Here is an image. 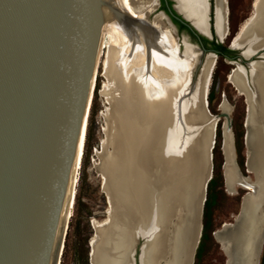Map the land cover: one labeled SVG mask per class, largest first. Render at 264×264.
<instances>
[{"label":"bare ground","instance_id":"bare-ground-1","mask_svg":"<svg viewBox=\"0 0 264 264\" xmlns=\"http://www.w3.org/2000/svg\"><path fill=\"white\" fill-rule=\"evenodd\" d=\"M148 1L100 0L98 46L106 24L103 74L107 82L103 91L109 94L112 119H108L111 150L101 158L98 169L109 207L101 222L93 221L90 264H130L135 244H138V264H191L198 236L196 212L209 170L206 160L212 138L210 124L214 120L198 134L192 147L194 171L185 184L188 179L183 173L187 169L177 171L176 165L178 102L181 101L183 111L200 119L208 116L203 103L215 56L204 55L199 73L192 81L191 70L198 56L196 48L190 43L181 51L171 24L161 22L158 16L149 21L153 27L147 24L143 14L150 9ZM173 1L198 29H204L203 0ZM225 1L213 0V27L219 37L228 32ZM252 7L250 15L232 37L233 44L243 45L245 54L264 43V0H253ZM119 9L141 19L123 17ZM252 35H256L255 38ZM247 66L249 86L245 83L243 68L238 65L230 70L229 82L244 96L246 103L245 155L248 172L254 174L257 188L255 193H245L234 228L213 233L226 256V264H252L257 241L264 231V227L261 229L264 225V60H254ZM96 69L95 66L89 106ZM222 102L219 109L229 112L230 106ZM85 115L72 180L61 213L64 230L74 204L88 113ZM222 133L226 136L222 146L225 159L222 170L226 188L232 193L235 187H243V181L249 178L237 175L225 121ZM162 149L172 161L169 174L163 171ZM62 247L61 244L60 250Z\"/></svg>","mask_w":264,"mask_h":264},{"label":"water","instance_id":"water-1","mask_svg":"<svg viewBox=\"0 0 264 264\" xmlns=\"http://www.w3.org/2000/svg\"><path fill=\"white\" fill-rule=\"evenodd\" d=\"M150 4V9L143 14L147 24L153 16H158L161 22L171 24L174 30L172 17L186 25L197 40L198 33L208 35V0H203L204 29H198L192 20L175 7L173 0L171 6L164 0L165 9L157 10L149 19L148 13L157 7L158 1L150 0ZM99 7L100 0H0V264L59 262L65 233V221L61 213L72 180L79 135L83 130L85 114H89L90 84L91 80L93 82L95 66L97 68ZM225 8L226 24V1ZM119 10L123 17L135 21L141 19L123 9ZM255 36L252 35V38ZM217 37L219 40L222 38ZM232 37L228 45L239 49L246 65L254 60H264V43L245 54L243 45L233 44ZM191 44L198 52L193 70L196 65L199 68L206 53L216 56L200 43ZM201 54L203 57L199 58ZM235 65L243 68L244 80L249 86L250 81L246 76L249 67L236 61ZM205 97L203 108L208 117L214 120L213 124L223 118L229 129V145L237 175L249 178L239 171L234 161L229 112L219 110L211 114ZM178 103L176 165L177 171L187 169L183 174L188 179V175L194 171L191 150L204 128H197L199 118L183 111L181 101ZM245 132L244 129L243 137ZM214 134L213 125L206 160L209 170L196 212L198 236L195 248L200 236L206 184L212 174ZM220 134L222 153L226 136ZM162 150L163 171L169 174L172 161L164 155L165 149ZM224 163L225 159L222 160L221 170ZM244 165L248 171L246 155ZM187 183L189 179L185 181ZM242 185L244 192L232 220L223 221L212 233L228 232L237 224L245 193H255L257 188L250 178L244 180ZM262 237L263 234L261 240L257 241L252 264H257L256 256ZM137 246L135 244L131 252L130 264H138Z\"/></svg>","mask_w":264,"mask_h":264},{"label":"rangeland","instance_id":"rangeland-1","mask_svg":"<svg viewBox=\"0 0 264 264\" xmlns=\"http://www.w3.org/2000/svg\"><path fill=\"white\" fill-rule=\"evenodd\" d=\"M212 1L213 0H211V2ZM226 3L228 7V32L220 40L218 37L215 38L221 44L228 46L231 37L235 36V32L237 34L239 31L237 26L239 25L240 28V25L245 21L246 16L250 15V10L253 8V0H226ZM148 4H150V2ZM157 9L158 7L148 13L149 19L157 12ZM211 14H213V2L212 9L210 8L209 11L210 18ZM104 27H106V24L103 25L100 35L97 69L90 103V105H92L89 112V116H91L89 117V138L87 140V146L83 149L80 167L77 170L78 174L75 186L76 192L74 204L72 207V214L67 221V226L63 236L64 247H62L60 253L61 258L59 257V264H90L88 261V255L90 257L91 245L89 243L94 236L92 224L95 220L97 222H101V220L105 218L106 210L109 207V202L106 197L107 195L102 188V173L99 172L100 170L98 169L101 158H103V156L111 150V146L109 144V120L112 119L110 118L112 117V113L109 108H111V104L108 101L109 97H107L109 94L107 95L105 94L106 92L103 91V85L107 82L103 74V61L106 53L107 38L106 29ZM176 35L179 42V49L181 51L185 44H196L195 38L185 32L183 27L179 26ZM212 35L215 36L214 34ZM173 36L175 37V35ZM190 45L193 46L192 44ZM230 49L238 51V48L235 47ZM202 57L203 54L199 55V58ZM234 67V62L220 58L217 55L215 56V63L211 70L210 83L206 94V105L211 114L219 112V105L222 101H225L230 106L228 115L230 118V128L232 132L234 161L243 175H247L250 179H254V174L246 171L244 165L245 144L243 142V133L244 129L246 130V124L244 121L247 111L246 103L244 101V96L241 95L232 83L229 82V75L231 73L230 70ZM192 72L193 80L199 73L197 65L194 67ZM106 113L110 115H106ZM222 120L223 118H219L215 124H213L214 122L210 124L211 118L205 116L201 119L199 118V123L196 125L197 128H208L210 124L211 133L213 129L212 125H214V132L218 127L219 153H217L215 162L216 160L221 159V163L223 156L220 149V133H222L224 126V120L223 122ZM218 172L219 173H214L212 171L210 177V179L212 178V181L208 187L207 184L210 179L206 184V204L204 206L203 203L202 206L200 217V236L194 250L192 264H226V256L220 248L219 242L215 239L212 230L220 227L223 221L232 220L233 214L238 210L240 196L244 192V188L237 186L235 187L234 192L229 193L224 182L221 164ZM137 250L138 246L136 247V251ZM257 264H264V233L260 245Z\"/></svg>","mask_w":264,"mask_h":264},{"label":"flooded vegetation","instance_id":"flooded-vegetation-1","mask_svg":"<svg viewBox=\"0 0 264 264\" xmlns=\"http://www.w3.org/2000/svg\"><path fill=\"white\" fill-rule=\"evenodd\" d=\"M157 1H158V5H157L158 9L157 10H159V9H163L164 10L165 9L164 0H157ZM212 2H211V0H208V4H209L208 5V11H207L208 23H209V33H208V35L198 33L197 36H198L199 40H197L196 36L193 34V32L186 25H184L183 23L179 22L177 19L171 17V20H172V22L174 24L173 33L176 35V32L179 29V26L183 27L185 29V32H187L188 34L192 35L195 38L196 43L198 45L200 43L207 50H210V51L214 52L220 58H223V59H226V60L232 61V62L236 61V62H239L242 66H247L245 64V62H244V57L239 53V49H238V51L231 50L229 45L226 46V45L221 44L219 41L216 40L215 37H217V35L215 33V30H214V27H213V21H212L213 14H211V18H210V15H209L210 8L212 9ZM166 3H167L168 6H171L172 0H166ZM212 34H214L215 36H213ZM211 35H212V37L210 38ZM217 44H220L221 47H218Z\"/></svg>","mask_w":264,"mask_h":264},{"label":"trees","instance_id":"trees-1","mask_svg":"<svg viewBox=\"0 0 264 264\" xmlns=\"http://www.w3.org/2000/svg\"><path fill=\"white\" fill-rule=\"evenodd\" d=\"M218 47H221L220 44H217ZM92 105V104H91ZM91 105L89 107V112H90V109H91ZM89 114H88V118H87V125H86V130H85V139H84V146H83V149L85 146H87V140L89 138V130H90V126H89ZM217 153H219V130H218V127L215 129V140H214V144L211 148V161H212V171L214 173H219V166L221 164V159L219 160H216L215 162V158L217 156ZM212 181V178L208 181V184H207V187L210 185ZM206 204V199H205V202H204V206ZM203 224H204V221H203Z\"/></svg>","mask_w":264,"mask_h":264}]
</instances>
